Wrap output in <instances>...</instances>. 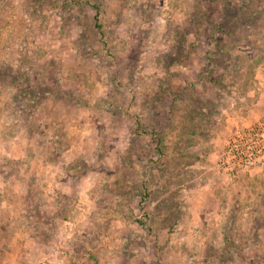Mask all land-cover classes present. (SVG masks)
<instances>
[{
    "label": "clouds",
    "instance_id": "clouds-1",
    "mask_svg": "<svg viewBox=\"0 0 264 264\" xmlns=\"http://www.w3.org/2000/svg\"><path fill=\"white\" fill-rule=\"evenodd\" d=\"M0 264H264V0H0Z\"/></svg>",
    "mask_w": 264,
    "mask_h": 264
},
{
    "label": "rangeland",
    "instance_id": "rangeland-1",
    "mask_svg": "<svg viewBox=\"0 0 264 264\" xmlns=\"http://www.w3.org/2000/svg\"><path fill=\"white\" fill-rule=\"evenodd\" d=\"M132 54H133V58L129 59V61L127 62V66L129 67L130 71L128 73H126V75H128L129 77L135 73L136 71V64H135V56L137 55L138 52V45H132ZM179 81H175L174 82V86L179 84ZM166 87V86H165ZM166 94H170V93H166ZM149 219L148 215L145 214V216L143 217V220H137V223L140 224L141 227H145V223L144 221H147ZM161 217H157L156 219L152 220V225L155 226L157 224V221L160 220ZM149 231L151 232V228H149Z\"/></svg>",
    "mask_w": 264,
    "mask_h": 264
}]
</instances>
